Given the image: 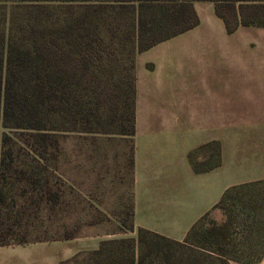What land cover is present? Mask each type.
Listing matches in <instances>:
<instances>
[{"label":"trees","instance_id":"trees-1","mask_svg":"<svg viewBox=\"0 0 264 264\" xmlns=\"http://www.w3.org/2000/svg\"><path fill=\"white\" fill-rule=\"evenodd\" d=\"M49 0L0 2V131L29 132L42 146L45 158L49 145L59 134L81 133L134 137L136 121V56L199 24L194 10L196 0ZM216 13L229 33L240 27L264 28V0H211ZM127 36L135 51L133 76L123 80L118 100L109 98L93 107L83 90L94 75L113 67L110 50H116ZM119 65V64H118ZM120 66V65H119ZM124 67V66H123ZM113 76V75H112ZM112 79L106 80L109 87ZM106 94H110L109 91ZM114 113V114H113ZM0 144L11 138L0 133ZM2 141V142H1ZM210 153L208 167H198L194 154L190 160L198 173L221 165L218 144H209L197 152ZM2 158L1 166H5ZM5 178L0 172V247L46 241H68L75 233L63 225L53 234L38 236L36 222L48 230L51 215H45L42 204H59L60 196L44 193L30 197L25 193V208L36 206L34 215L24 211L7 212L8 200L18 206L15 195L5 194ZM233 202L232 209L227 207ZM228 209L222 224L213 223L207 231L209 245L201 253L180 249L190 247L198 221L182 242L155 232L128 228L136 237L101 241L94 250L77 253L61 264H257L264 256V180L228 189L214 209ZM229 207V206H228ZM34 233V232H33Z\"/></svg>","mask_w":264,"mask_h":264},{"label":"crops","instance_id":"crops-1","mask_svg":"<svg viewBox=\"0 0 264 264\" xmlns=\"http://www.w3.org/2000/svg\"><path fill=\"white\" fill-rule=\"evenodd\" d=\"M193 7L198 26L136 56L134 137L81 134L64 149L83 205L115 214L131 169L135 227L179 242L228 189L264 180V28L229 33L214 1ZM209 144L221 165L198 173L190 155Z\"/></svg>","mask_w":264,"mask_h":264},{"label":"rangeland","instance_id":"rangeland-1","mask_svg":"<svg viewBox=\"0 0 264 264\" xmlns=\"http://www.w3.org/2000/svg\"><path fill=\"white\" fill-rule=\"evenodd\" d=\"M12 2L15 0H0ZM26 4L35 0H25ZM51 5L63 4L60 0H49ZM2 11L0 9V22ZM1 25V23H0ZM110 60L113 67L105 64L101 69L97 68V72L101 70L108 71L100 75H94L90 84L83 90L88 101L93 102V107L106 102L109 98L118 100L123 80L126 82L133 76V60L135 51L133 50L128 37L122 36V42L116 50H110ZM120 66H119V65ZM124 66V67H123ZM113 75V76H112ZM112 79V86L107 85L106 80ZM109 91V95L106 94ZM114 114V113H113ZM6 132L11 138L6 144H0V172L4 173L5 194L11 198L15 195L18 200V206H13L11 200H8L7 212L24 211L28 215H34L36 221V206H28L25 208L22 200L25 193L26 197L38 200V196L44 193L46 197L55 194L60 196L59 204L51 205L42 204L45 215H51V221L47 223L48 232L41 229L36 222V230L30 234L38 236H46L53 234L55 229H63V225L75 233V237L68 241H46L33 242L26 244H12L0 247V264H61L64 261L72 259L77 253L94 250V246L99 245L101 241L136 237V233H131L128 228L133 223V198H132V176L130 170L120 176L122 183L121 205L117 207L115 199V214H100L96 210H91L83 205L79 193L71 191L70 185L66 187V176L71 178L70 163L66 162L64 154L65 144L81 142V133H65L59 134L49 145L48 154H44L45 158L40 155L38 150H42V146L36 144V141L29 136V132L1 130L0 133ZM2 139V136L0 137ZM87 141V137H85ZM2 142V141H1ZM127 144H131V139L126 140ZM125 143V141H124ZM208 152H197L194 155V162L198 167H208L206 161H202V157ZM2 158L5 160L3 167L1 166ZM131 165V164H130ZM126 190H125V189ZM116 195V192H115ZM99 203H107L106 200L100 199ZM233 202H228L227 207L232 209ZM229 206V207H228ZM228 209H217L211 212L198 225L197 232L190 247L180 249V252L195 251L199 254L202 251L198 248L209 245L207 231L211 230L213 223L222 224L229 216ZM93 212V213H90ZM34 232V233H33ZM99 247V246H98ZM97 249V248H96ZM235 263V262H232ZM231 263V264H232Z\"/></svg>","mask_w":264,"mask_h":264}]
</instances>
